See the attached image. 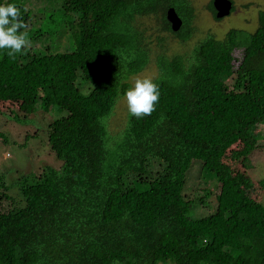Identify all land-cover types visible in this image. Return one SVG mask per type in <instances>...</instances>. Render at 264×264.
<instances>
[{
	"label": "trees",
	"instance_id": "obj_1",
	"mask_svg": "<svg viewBox=\"0 0 264 264\" xmlns=\"http://www.w3.org/2000/svg\"><path fill=\"white\" fill-rule=\"evenodd\" d=\"M59 1L48 0L34 17L27 2L0 0L20 9V31L41 45L15 57L0 52V114L5 104L32 114L50 101L68 113L49 126L61 169L27 176L18 197L0 180V264H264V205L250 186L245 146L256 135L253 122L264 120V10L248 42L232 29L224 40L209 36L189 58L161 56L155 111L143 119L128 114L124 133L109 141L105 120L129 78L150 62L138 20L154 17L188 41L194 6ZM170 8L183 20L178 33L167 20ZM210 9L216 17L214 1ZM56 19L58 50L40 43L50 35L43 21ZM197 161L220 184L215 211L202 217L194 214L203 198L180 201L174 193Z\"/></svg>",
	"mask_w": 264,
	"mask_h": 264
},
{
	"label": "rangeland",
	"instance_id": "obj_2",
	"mask_svg": "<svg viewBox=\"0 0 264 264\" xmlns=\"http://www.w3.org/2000/svg\"><path fill=\"white\" fill-rule=\"evenodd\" d=\"M20 1L27 2L26 7L31 9L34 17H39L44 6L48 5V0ZM212 1L214 0H191L195 9V19L193 21L194 31L188 41H182L174 34L165 31L162 22L154 17H144L138 20L137 27L144 32L146 41L151 48V55L147 68L129 78L130 85L137 77H150L156 80L159 77L158 61L161 56L167 59L176 56L189 58L197 46L209 36H213L217 40H224L232 29H237L242 33L241 40L248 42L249 36L258 29V16L260 11L264 10V0H231L233 11L229 16L221 19H217L210 9ZM56 21V24L51 23L50 25L43 21V27L46 32H50V35L46 36L45 41H40L44 45H51L54 50H58L61 40V34H59L61 27L58 26L60 21L57 19ZM33 27L35 28L34 22ZM28 40L29 47L41 46L40 44L35 46L36 42L33 39ZM241 50L234 53L237 60V62L234 61L235 66H238V62L242 58ZM80 88L84 93H88L90 85L82 83ZM16 108L5 104L0 114V180L4 182L7 192L13 197H18L20 186L27 176L31 179L40 176L45 172L47 166L56 169L62 168V161L56 157L49 144V126L53 121L68 115L67 111L59 109L53 101L47 104H40L39 102L36 111L32 114H27L24 111L25 107H22L23 109L21 107ZM128 114L122 97L117 102L111 117L105 120L109 141L112 140L110 135L117 137L124 133L126 126H128ZM253 123L256 135L251 137L247 134L248 138L246 137L245 142L248 152H251L247 175L251 181L250 186L254 189L255 198L264 205V187L262 188L259 184L264 180V147H262L264 120L260 118ZM251 142H253V146H249ZM257 143L260 144L258 147ZM235 148L239 149L241 145ZM240 170L244 171L242 167ZM201 171L202 164L199 161L193 163L187 171L185 186L174 190L180 201L198 198L205 200L204 204L196 207L195 214L191 213L192 216L194 214L196 217L206 216L215 211L217 195L220 192V184L216 176L208 171L203 172L202 175ZM136 185L141 190L148 187ZM2 207L8 209L11 207V203L5 201ZM167 264L174 263L169 262Z\"/></svg>",
	"mask_w": 264,
	"mask_h": 264
},
{
	"label": "clouds",
	"instance_id": "obj_3",
	"mask_svg": "<svg viewBox=\"0 0 264 264\" xmlns=\"http://www.w3.org/2000/svg\"><path fill=\"white\" fill-rule=\"evenodd\" d=\"M20 9L14 3H0V52L15 57L28 47L29 40L18 21ZM160 100L159 85L150 77H137L124 92L123 101L135 119L150 116Z\"/></svg>",
	"mask_w": 264,
	"mask_h": 264
},
{
	"label": "water",
	"instance_id": "obj_4",
	"mask_svg": "<svg viewBox=\"0 0 264 264\" xmlns=\"http://www.w3.org/2000/svg\"><path fill=\"white\" fill-rule=\"evenodd\" d=\"M216 18L221 19L229 16L233 11V2L231 0H214ZM167 20L171 25L173 32L178 33L183 26V20L176 12L175 8H170L167 13Z\"/></svg>",
	"mask_w": 264,
	"mask_h": 264
}]
</instances>
